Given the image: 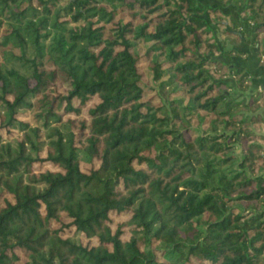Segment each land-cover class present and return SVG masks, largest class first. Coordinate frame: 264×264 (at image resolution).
I'll return each instance as SVG.
<instances>
[{
  "label": "trees",
  "instance_id": "trees-1",
  "mask_svg": "<svg viewBox=\"0 0 264 264\" xmlns=\"http://www.w3.org/2000/svg\"><path fill=\"white\" fill-rule=\"evenodd\" d=\"M228 29L264 65V0H0V264H264Z\"/></svg>",
  "mask_w": 264,
  "mask_h": 264
},
{
  "label": "crops",
  "instance_id": "crops-1",
  "mask_svg": "<svg viewBox=\"0 0 264 264\" xmlns=\"http://www.w3.org/2000/svg\"><path fill=\"white\" fill-rule=\"evenodd\" d=\"M251 38L244 40L241 39L240 43H234L233 41H227L226 46L230 49L235 47L241 51L247 53L246 57H232L234 61V66L238 70L245 69V76L251 75V83L249 88L245 92H240V96H249L250 94H257L261 89L264 88V65H258L256 55H255V46L250 44Z\"/></svg>",
  "mask_w": 264,
  "mask_h": 264
},
{
  "label": "water",
  "instance_id": "water-1",
  "mask_svg": "<svg viewBox=\"0 0 264 264\" xmlns=\"http://www.w3.org/2000/svg\"><path fill=\"white\" fill-rule=\"evenodd\" d=\"M228 31L231 32V33H233V34H237L240 38L243 39V34L239 30L228 29Z\"/></svg>",
  "mask_w": 264,
  "mask_h": 264
},
{
  "label": "rangeland",
  "instance_id": "rangeland-1",
  "mask_svg": "<svg viewBox=\"0 0 264 264\" xmlns=\"http://www.w3.org/2000/svg\"><path fill=\"white\" fill-rule=\"evenodd\" d=\"M19 135V134H18Z\"/></svg>",
  "mask_w": 264,
  "mask_h": 264
}]
</instances>
